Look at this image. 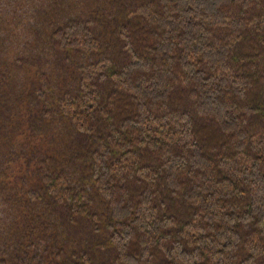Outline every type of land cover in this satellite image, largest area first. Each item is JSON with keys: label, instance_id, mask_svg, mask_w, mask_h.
Segmentation results:
<instances>
[{"label": "trees", "instance_id": "obj_1", "mask_svg": "<svg viewBox=\"0 0 264 264\" xmlns=\"http://www.w3.org/2000/svg\"><path fill=\"white\" fill-rule=\"evenodd\" d=\"M0 264H264V0H0Z\"/></svg>", "mask_w": 264, "mask_h": 264}]
</instances>
